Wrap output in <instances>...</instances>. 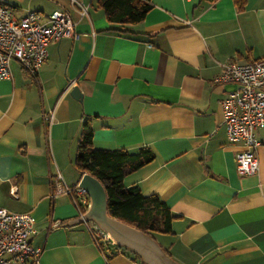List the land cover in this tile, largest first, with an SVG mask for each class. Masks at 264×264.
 <instances>
[{"label": "crops", "instance_id": "0c3cea01", "mask_svg": "<svg viewBox=\"0 0 264 264\" xmlns=\"http://www.w3.org/2000/svg\"><path fill=\"white\" fill-rule=\"evenodd\" d=\"M75 1L0 0L17 20L63 10L74 23L71 37L48 45L36 77L11 62L0 80V208L32 217L36 264H143L127 250L106 259L86 224L65 226L77 218L70 199L51 198L55 175L67 185L81 176L73 160L85 120L94 149L152 152L123 186L157 195L175 216L172 235L155 240L174 261L264 264V129L258 172L240 177V147L227 142L219 108L236 86L213 83L221 64L264 57V0L240 12L232 0H150L130 27L138 36L108 31L93 0Z\"/></svg>", "mask_w": 264, "mask_h": 264}, {"label": "built area", "instance_id": "2783aa9c", "mask_svg": "<svg viewBox=\"0 0 264 264\" xmlns=\"http://www.w3.org/2000/svg\"><path fill=\"white\" fill-rule=\"evenodd\" d=\"M72 2L80 6L75 0ZM80 10V15H84L85 9L80 7ZM73 27L70 15L63 10L54 11L45 22H41L35 12L17 20L0 4V80L10 79L11 62H17L28 76L36 77L47 60L48 45L71 37ZM220 67L221 72L213 78V83L236 86L219 101L227 142L240 147L235 155L236 173L240 177L255 175L259 167L256 132L264 129V57L245 64L228 61ZM42 118L51 123L52 112L45 113ZM15 193L13 186L10 195L16 198ZM59 196L70 199L77 217L89 206L88 195L77 184H65L57 174L52 180L51 198ZM86 225L97 245L100 241H109L93 223ZM34 235L30 214L0 208V264H36L41 249L32 247L30 239Z\"/></svg>", "mask_w": 264, "mask_h": 264}, {"label": "trees", "instance_id": "16d2710c", "mask_svg": "<svg viewBox=\"0 0 264 264\" xmlns=\"http://www.w3.org/2000/svg\"><path fill=\"white\" fill-rule=\"evenodd\" d=\"M101 10L112 31L123 35L138 36L131 26L142 22L151 10L150 0H93ZM218 0H203L213 4ZM236 10L242 11L246 0H232ZM148 148L134 152L125 150H97L92 146V129L85 120L76 142L73 168L78 174H88L98 180L107 198L108 215L156 240L157 236L172 235L171 223L175 216L157 195H142L136 187L125 188L123 179L153 160ZM106 259L126 251L110 241L98 243ZM164 249V248H163ZM164 251L169 255L167 249ZM134 258L138 259L136 256Z\"/></svg>", "mask_w": 264, "mask_h": 264}, {"label": "water", "instance_id": "95a60500", "mask_svg": "<svg viewBox=\"0 0 264 264\" xmlns=\"http://www.w3.org/2000/svg\"><path fill=\"white\" fill-rule=\"evenodd\" d=\"M70 95L75 100L81 98L77 87H73ZM77 186L88 195L89 206L81 217L67 222L66 227L90 222L100 229L113 245L135 255L143 264H179L153 238L108 215L106 194L98 180L88 174H81Z\"/></svg>", "mask_w": 264, "mask_h": 264}, {"label": "rangeland", "instance_id": "374dc122", "mask_svg": "<svg viewBox=\"0 0 264 264\" xmlns=\"http://www.w3.org/2000/svg\"><path fill=\"white\" fill-rule=\"evenodd\" d=\"M159 241H162L161 238H159ZM158 243V242H157Z\"/></svg>", "mask_w": 264, "mask_h": 264}]
</instances>
